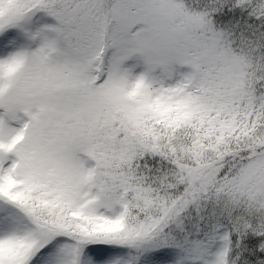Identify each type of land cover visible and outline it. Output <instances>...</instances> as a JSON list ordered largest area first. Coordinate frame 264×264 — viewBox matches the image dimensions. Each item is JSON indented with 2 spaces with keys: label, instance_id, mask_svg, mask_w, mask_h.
I'll return each mask as SVG.
<instances>
[{
  "label": "snow or ice",
  "instance_id": "6c2138e0",
  "mask_svg": "<svg viewBox=\"0 0 264 264\" xmlns=\"http://www.w3.org/2000/svg\"><path fill=\"white\" fill-rule=\"evenodd\" d=\"M0 264H264V0H0Z\"/></svg>",
  "mask_w": 264,
  "mask_h": 264
}]
</instances>
